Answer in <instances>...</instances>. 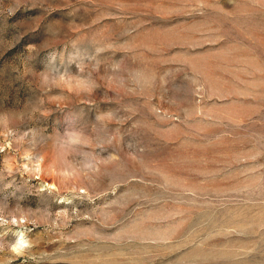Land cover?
<instances>
[{
	"label": "rangeland",
	"instance_id": "rangeland-1",
	"mask_svg": "<svg viewBox=\"0 0 264 264\" xmlns=\"http://www.w3.org/2000/svg\"><path fill=\"white\" fill-rule=\"evenodd\" d=\"M0 264H264V0H0Z\"/></svg>",
	"mask_w": 264,
	"mask_h": 264
},
{
	"label": "snow or ice",
	"instance_id": "snow-or-ice-1",
	"mask_svg": "<svg viewBox=\"0 0 264 264\" xmlns=\"http://www.w3.org/2000/svg\"><path fill=\"white\" fill-rule=\"evenodd\" d=\"M22 247H23V241L20 242V245L18 246L17 250H19V248H22Z\"/></svg>",
	"mask_w": 264,
	"mask_h": 264
}]
</instances>
